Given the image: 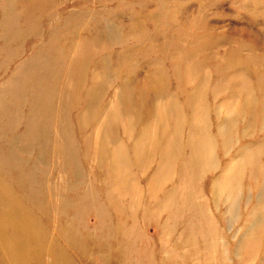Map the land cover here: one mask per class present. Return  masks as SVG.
I'll return each mask as SVG.
<instances>
[{
  "label": "rangeland",
  "instance_id": "374dc122",
  "mask_svg": "<svg viewBox=\"0 0 264 264\" xmlns=\"http://www.w3.org/2000/svg\"><path fill=\"white\" fill-rule=\"evenodd\" d=\"M11 1L3 139L42 151L39 191L76 217L74 263L264 264V0ZM47 39L31 80L5 81ZM37 86L41 127L22 134L14 106Z\"/></svg>",
  "mask_w": 264,
  "mask_h": 264
},
{
  "label": "bare ground",
  "instance_id": "6f19581e",
  "mask_svg": "<svg viewBox=\"0 0 264 264\" xmlns=\"http://www.w3.org/2000/svg\"><path fill=\"white\" fill-rule=\"evenodd\" d=\"M13 4L15 3L8 0L1 5L5 9L0 13L1 19L9 16L11 11H9L10 13L7 11L11 9ZM13 15L15 17L13 23L18 22L17 24H20L19 22H26V16L29 14L22 12L21 14L14 13ZM21 26H18V28L14 27L13 31H16L15 34H17ZM4 27L7 29V25H4ZM54 34L52 31L46 30L43 35L45 39L48 37L50 40ZM35 35L32 37L34 38ZM8 44L9 42L6 45L4 42L1 43L3 46V56L0 58V67L14 63L18 59V54L22 49V47H17L18 45L16 48L10 49L8 48ZM28 48L34 49L33 53L36 52L35 56H31L32 60L30 59L29 62L19 63L18 75L12 74V76H8L9 78L5 79V81L7 79L13 81L15 87L26 80H28L27 82L31 80L29 77L32 75H26L24 72L29 67L27 64L31 61L38 62L39 64L45 62L40 59L42 55L41 51L45 48L51 49V44L47 39L44 44L35 43L32 46L30 41L25 49ZM4 77H6V74ZM33 86L31 84V87ZM41 91H43L42 88L37 86L28 95L23 92L24 106L22 104L14 106L22 117L19 126L13 127L14 130H19L23 134L27 130L41 127L37 119L36 122H32L26 118L27 113L30 112L33 106H39L40 104L43 106L42 102L36 104L34 99L37 96L40 99L44 98L45 91ZM3 92L4 88L0 85V264H75V260L66 252V247H70L74 251V247H77L74 236L75 232H73L76 217L71 220L74 214L71 212L67 213L68 209L66 210L67 212L65 211L66 204L64 203V199H58L59 196L57 194L59 192L55 189L56 187L53 188L52 192L50 190L49 194H42L39 191L38 187L41 185V182L40 179H37L38 177L34 170H36L37 165L41 162L42 151L37 149L35 140L31 146V150L34 152L29 158L23 157L21 149H18L19 144L15 143L18 137L17 131H14L4 141L3 136L6 138V131L9 132L8 128L10 126L1 121L2 116L7 115V109H3V107L8 106L9 108L11 100L3 101ZM20 129L22 130L20 131ZM15 132L17 133V137L14 136ZM29 138L32 142L31 135ZM59 144L61 145V148H59L60 154L61 156L63 155L62 161H65L66 144L64 142H60ZM104 153L107 154L106 151ZM111 157L114 160H118V154L116 156L111 155ZM119 175H121L120 169ZM78 189H80V182H78ZM67 217H69V221ZM85 250L89 251L88 248L84 247L83 251ZM76 262L83 264L86 260H78ZM95 264H98V262L96 261Z\"/></svg>",
  "mask_w": 264,
  "mask_h": 264
}]
</instances>
